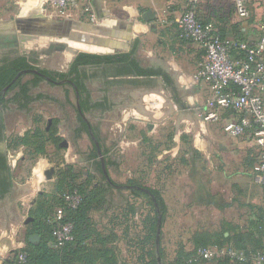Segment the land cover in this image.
<instances>
[{
  "label": "rangeland",
  "instance_id": "rangeland-1",
  "mask_svg": "<svg viewBox=\"0 0 264 264\" xmlns=\"http://www.w3.org/2000/svg\"><path fill=\"white\" fill-rule=\"evenodd\" d=\"M200 1L215 6L218 10L217 15H220L218 19H222L223 14L229 15V17L236 16V0ZM260 1L251 0L252 7L255 2ZM219 8L222 9L219 10ZM40 16H46L52 20L72 18L70 12L66 13L64 10L60 11V9L52 8L47 0H0V26L13 23L14 19ZM247 21L252 23L251 18ZM234 22L237 23L236 17ZM219 24L222 25L221 23ZM246 25L249 26L248 23ZM222 26L224 27V25ZM13 27L11 29H14ZM58 42L54 37H49L48 42L33 41L25 46V52L41 50L39 66L46 67L54 72L67 74L69 65L77 55L91 54L102 56L107 60V65H109L119 59L122 54L131 52L132 48H135L133 55L136 56L143 66L154 67L156 64L154 60L163 58L166 61L170 60L179 68V75L185 74L192 79L190 89H185L187 94L177 87L173 81L171 85L165 84L163 90L161 89L165 96H172L174 101H177V99L182 101L187 96L197 98L200 95L198 80L195 77L197 62L177 54L168 56L165 51H161L162 49L159 51L160 55H157V42L150 39L138 40L133 37L129 41L130 47L128 50H79L67 44L66 48L53 50L49 54L42 52L48 49L51 43ZM86 71L90 73L93 100H101L103 95L106 96V94L116 97L122 91L121 88L116 86L119 84L112 83L114 79L110 81L108 79L102 80L109 76L101 75L103 71H108L106 68H86ZM167 72L174 74L173 71L167 70ZM29 78L30 76L25 77V79ZM99 78L101 80L96 82ZM110 78H113L112 75L109 76ZM66 90H69L67 97L64 94ZM37 91L49 94L55 98L52 97L54 100L51 101L36 102L37 108L33 118L29 116L28 119L26 115L20 113L5 118L7 126L5 128L4 148L11 164L10 173L13 182H25L30 178L33 166L35 167L41 158L48 159L51 164H56L58 170L72 166L76 174V182L80 186L83 185L84 190L88 192L101 191V195H104L93 201L89 216L93 228L106 237V246L113 251L112 255L114 254L115 261L118 264H159L156 252V237L154 239L152 237L156 207L151 199L144 195H141V197L136 196L135 189L137 188L119 189L115 186L107 188V185L110 184L109 180L95 166L99 158L93 157L94 154H97V148L92 138L87 132H82L79 136L75 134L76 96L70 87L64 84L52 86L43 83L35 90V92ZM208 96L205 95L204 99L206 100ZM102 109L99 107L97 113L88 112L85 116L88 117L90 124L95 126L96 134L94 135L96 138L98 137L99 141H102L103 150H110L111 157L115 160L108 170L113 184L131 186L141 184L142 186L161 190L159 181L163 175L162 168L164 166L178 164L181 173L188 170L182 160V158H185L184 155L182 153L172 155L173 152L171 154L170 151L178 143L175 140L177 125L174 123V118H171L153 133L148 131L147 124L142 121H126V124L122 123L114 130L112 122L104 120V116L100 114ZM51 117L54 118V123L51 125V130L47 131L48 120ZM61 121H64V124H60ZM51 136L54 140H49ZM63 142H67L68 146L62 145ZM68 148L76 150L74 153L75 157L69 154ZM49 159L52 160L50 161ZM250 165L251 169H254L255 161H250ZM177 169H174L173 174L176 173ZM190 173L192 174L193 172ZM170 175L163 177L167 179ZM43 184H45V180ZM55 188V182H49L44 189L52 192ZM104 188H106V193H102ZM35 198L40 202L44 200L39 193ZM106 199L107 202H105ZM29 204L30 202L16 205L22 211H20L19 215H16L17 217H13L17 221V227L14 226L13 228L11 226L13 228L11 230L12 234L9 233V238L13 239L12 241L23 243L22 250L27 248V239L30 237L28 223H24L29 216L32 217L30 213L25 211ZM168 206V209L164 212L160 236L159 255L163 264H189V259L202 246H215V244L222 245L225 248L236 247L239 244H245L248 245L247 247L253 248L264 246V237L261 238L259 233L247 234L249 232L247 231L248 225L246 227L245 225L242 226L241 223H230L228 225L224 217L215 216L209 210H199L191 217L177 216L178 208L175 196L170 199ZM258 209L261 210V207ZM3 215H6V217ZM3 215L0 216V232L5 228L6 221L9 218L11 221L13 219L8 213ZM252 216L251 214L250 216H239L237 220L249 224ZM222 220H224V224ZM226 231L230 232L228 238L218 236ZM93 248H96V246H93ZM4 255L5 257L0 256L2 264H4L5 258L12 256V253H5ZM154 259H156V262H154ZM193 264L224 263L215 257Z\"/></svg>",
  "mask_w": 264,
  "mask_h": 264
},
{
  "label": "crops",
  "instance_id": "crops-1",
  "mask_svg": "<svg viewBox=\"0 0 264 264\" xmlns=\"http://www.w3.org/2000/svg\"><path fill=\"white\" fill-rule=\"evenodd\" d=\"M188 2L189 0H77L74 6L70 8L72 18L67 19L97 24L106 30H116L118 33H123V36L128 33L130 36H124L123 39L129 41L133 37L138 40L147 38L155 41L158 46L157 55L162 49L161 51H165L168 56L177 54L187 57L189 60L192 59L197 62V72L200 64L205 60V50L200 43L181 37L175 21L186 10ZM86 7H90V13L86 12ZM148 10L155 14V18L150 21L143 18ZM214 10L218 11L210 3L206 4L199 0L198 11L202 19L214 17ZM250 11L253 24L248 21L244 23L249 25V33L246 35L253 37L252 35H257L263 31L258 28L260 21L264 18V8L261 1L255 2L253 7L250 2ZM91 13L95 17L93 21L90 20ZM235 15L236 21L243 23V20L236 14V6ZM235 17L232 16L228 21H234ZM104 33L100 32L99 34L107 37L112 36L111 38L115 37L109 32ZM232 33L233 31L230 30L226 35H233ZM129 41L127 47H122L120 50H128ZM134 49L132 48L133 51ZM131 56L136 59L133 53ZM154 62L156 63L154 67L144 66V68L157 71L158 74L139 76L134 73H115L112 74L113 78L109 79L107 76L102 79L103 81L114 79L115 82L112 83L119 84L116 86L122 91L116 97L106 94L101 100L98 99L99 106L103 108L100 114L104 116V120L112 122L114 130L126 121H142L147 124L150 133L156 132L159 127L174 118V123L177 125L175 140L178 143L170 151L171 154L173 152L172 155L178 153L184 155L185 158L182 160L188 170L181 173L178 164L166 165L162 168L163 175L159 181L161 185L159 191L165 202V210L169 207L170 199L175 196L178 208L177 216L191 217L199 210H209L215 216L224 217L228 225L241 223L242 226L245 225L246 227L248 224L241 220L239 222L237 217L250 216L251 214L253 215L252 219H255L264 212L262 187L254 180L253 169L250 165V161H255L257 152L254 139L246 134L232 136L225 131V124L236 120L235 114L230 110H218L216 119L207 120L204 118L205 113L210 111L207 106V99L211 95V90L209 84L203 80L197 81L200 88V95L197 98L187 96L182 101L179 99L174 101L172 96H165L161 92L165 84L171 85L173 81L187 94L185 89H190L192 79L185 74L179 75V68L170 60L166 61L160 58L155 59ZM167 70L173 71L174 74H169ZM205 95H209L206 100L204 99ZM90 137L97 148L95 140L91 135ZM183 137L185 138L183 139ZM98 142L106 158L107 170H109L110 165L115 160L111 157L110 150H103L102 141L98 140ZM68 152L75 157L76 150L74 148L69 149ZM97 157L99 161L95 166L99 170L98 165L100 164L102 168V164L99 155ZM8 165L10 168L9 158ZM52 167L55 168V173L52 179H48L45 172ZM175 168L178 169L173 174ZM57 172L56 164H51L48 159L41 158L37 165L33 166L32 175L25 182L15 183L12 180L10 192L0 196V216L5 213L11 215V218L19 215L22 210L16 205L27 202L30 204L25 211L30 213L37 203L34 197L38 193L51 192L44 188H46L47 183L55 182ZM101 172L105 176L103 168ZM165 174L171 175L164 179ZM44 180L45 184H43ZM111 186L114 185L111 184ZM260 207L261 210L258 209ZM6 215L3 216L6 217ZM6 222L5 228L0 232L1 257H5V253H15L16 250L22 248L23 244L16 243L9 238L11 230L14 226L17 227V221L14 218L11 221L9 218ZM222 223L224 224V220ZM224 235L229 237L230 232L226 231Z\"/></svg>",
  "mask_w": 264,
  "mask_h": 264
},
{
  "label": "built area",
  "instance_id": "built-area-1",
  "mask_svg": "<svg viewBox=\"0 0 264 264\" xmlns=\"http://www.w3.org/2000/svg\"><path fill=\"white\" fill-rule=\"evenodd\" d=\"M54 9L70 12L77 0H47ZM199 0H189L186 10L176 18L180 36L200 43L205 50V60L200 64L195 77L210 86L207 99L209 112L204 118L216 119L218 110H230L236 120L225 124L224 129L232 136L243 134L253 138L256 144L254 180L261 185L264 196V18L258 28L263 31L247 36L246 22L251 15V0H236V14L243 20V37L224 35L212 21L203 22L198 17ZM264 8V0H261ZM90 13V7H86ZM90 20H95L91 13ZM242 22V21H241ZM257 36V37H256ZM66 204L76 207L81 196L77 190L63 194ZM52 226V247L60 248L73 239L72 224L64 222V209L58 206L49 220ZM18 263L29 264L26 251L18 249ZM228 256L232 261H244L247 254L235 247L202 246L188 263ZM254 264H264V249L252 255Z\"/></svg>",
  "mask_w": 264,
  "mask_h": 264
},
{
  "label": "trees",
  "instance_id": "trees-1",
  "mask_svg": "<svg viewBox=\"0 0 264 264\" xmlns=\"http://www.w3.org/2000/svg\"><path fill=\"white\" fill-rule=\"evenodd\" d=\"M214 17L211 16L208 19H202L200 17L198 11V17L203 22L212 21L216 24L219 30L226 35V33L230 30L233 31V35L236 37H243L244 33L241 30L242 22L237 21H228L232 16L223 14L222 19H218L217 11L213 12ZM219 21V22H218ZM224 25V27L222 25ZM228 23V24H226ZM131 52L124 53L120 56L119 62L125 63L127 68H122L119 71L120 74L128 73V74H137L139 76L153 75L158 74L157 71L150 70L147 68H139L137 62L133 60L130 61ZM87 57H96L91 54H80L76 57L73 62V68H70L69 73H75L78 77H81L80 69L77 68L78 64L83 62L88 63L90 60H87ZM99 57V56H97ZM25 60V59H24ZM135 63L137 68H131V64ZM17 73V69L8 70V75L3 73L0 76V89L7 83L6 80H10ZM85 75V73H83ZM61 75V74H60ZM4 128L3 119L0 113V139L2 138V130ZM30 133V132H29ZM36 134V133H33ZM52 139V136L49 140ZM54 140V139H52ZM97 154H94L93 157H97ZM113 163V162H111ZM98 169L102 171L101 165H98ZM5 172L7 174L5 175ZM57 178L55 181V190L52 192H43L41 197L44 199L42 202L37 201L36 205L31 209L30 214L34 218L33 221L29 222V234H39L40 239L36 242H31L29 238L27 239V248L23 250L27 253V260L29 264H118L115 261L113 251L106 246L107 239L105 236H102L95 228H93L90 222L89 210L93 201L99 199L104 195H101V191L93 192L84 190L83 185L80 186L76 182V174L72 166H67L66 168H60L56 174ZM109 184V183H108ZM12 185V176L10 173V168L8 165V158L6 154H0V196L6 195L11 188ZM142 186L141 184H137ZM111 185H107V188H110ZM152 191V193L156 196L157 201L160 205L163 219L165 212V202L161 197L160 191L153 189L151 187L143 186ZM77 190L81 196V200L76 207H70L66 204L63 194L66 192H73ZM106 193V188L102 190V193ZM136 196L141 197L144 195L149 197L154 204L152 197L143 190L135 189ZM106 196V194H105ZM107 202V199L106 201ZM155 205V204H154ZM61 206L64 209V222H70L73 226L72 235L73 239L67 241L60 248H53L52 241V226L53 224L49 222L50 219L54 217L55 209ZM155 225L153 227V239L156 237L157 225L158 221V212L155 210ZM163 222V220H162ZM247 234L253 235L254 233H259L260 237H264V212L259 215L255 219H251L247 226ZM219 237H225L224 233L218 235ZM261 242V240H259ZM218 246H222L219 244H215ZM96 246V248H93ZM248 245L239 244L235 248L239 250H243L247 254V259L244 261H232L228 256L217 257L220 262L224 264H254L252 255L257 251L264 249V246L253 248L247 247ZM18 251L16 250L14 254L10 258H7L4 264H19L18 263ZM154 254V252H153ZM156 262V259H154Z\"/></svg>",
  "mask_w": 264,
  "mask_h": 264
},
{
  "label": "flooded vegetation",
  "instance_id": "flooded-vegetation-1",
  "mask_svg": "<svg viewBox=\"0 0 264 264\" xmlns=\"http://www.w3.org/2000/svg\"><path fill=\"white\" fill-rule=\"evenodd\" d=\"M28 44L21 43L18 38L15 37H9L7 41L0 42V76L3 73L8 75V70L10 71V68L14 70L17 69V73L10 80H6L7 83L0 89V113L4 123L2 138L0 139V154H5L4 136L7 126L5 118L19 113L26 115L28 119L29 116L33 118L37 108L36 102L54 100L53 98L55 97L49 94H45L41 91L35 92L43 83L52 86L64 84L70 87L75 92L76 96L75 134L77 136L82 132H87L89 135H91V133L96 134L94 130L95 126L90 124L88 117L85 115L88 112L97 113V109L102 106H99L98 100L92 99L90 73L86 71V68H106L108 71H103L101 74L105 76L106 74L112 75L119 73L122 68H127L125 63L118 61L119 59H115L116 61L114 63L107 65V60L104 57L96 56L87 57L86 59L90 60L88 63L83 62L78 64L77 68L80 69L81 77H78L75 73H69L70 68H73L72 64L76 58L69 65V72L67 74H61L51 71L46 67L39 66L38 62L41 50L25 52V46ZM48 49H50V47ZM52 52L53 50L49 53ZM133 60L138 63L139 68H144L143 64L137 58L135 59V57L131 56L130 61L133 62ZM131 68H137V65L132 63ZM83 73H85V75ZM26 76H30V78L25 79ZM99 80H101V78L96 80V82ZM68 92L69 90L64 91L65 97H67ZM48 123L47 131H50L51 125L54 123V118H49ZM60 124H64V121H61ZM62 145L68 146V143L63 142ZM6 174L7 172H5V175Z\"/></svg>",
  "mask_w": 264,
  "mask_h": 264
},
{
  "label": "water",
  "instance_id": "water-1",
  "mask_svg": "<svg viewBox=\"0 0 264 264\" xmlns=\"http://www.w3.org/2000/svg\"><path fill=\"white\" fill-rule=\"evenodd\" d=\"M143 18L147 21L152 20L155 18V14L153 11L148 10L144 15ZM85 23V22H82ZM76 24V20L73 19H63V20H52L46 16L40 17H29V18H18L14 19L13 23H7L0 26V42L7 41L9 37L18 38L21 43L28 44L33 41H41V42H48L49 37H54L58 40V43H51L50 49L43 50V52L49 53L52 50L56 49H64L66 45L69 44V41L74 40L72 37L74 25ZM14 26V29L11 27ZM104 32H107L104 29ZM103 31L101 33L105 34ZM71 43V42H70ZM98 51V50H97ZM91 136L96 142L98 148V155L100 157V161L102 164V168L106 178L109 180L111 184H113L110 180L108 170H107V163L104 153L100 148V144L95 137L94 133H91ZM55 173V168L52 167L45 172V175L48 179H52ZM117 188H137L140 190L145 191L148 193L155 204L156 210L158 212V221H157V231H156V252H157V260L159 264H163L162 259L159 255L160 249V236H161V226L163 220V214L160 208V205L157 201L156 196L152 193V191L146 187L139 186V185H115ZM33 217H29L24 223L27 224L33 221ZM40 235L39 234H32L29 237L31 242L39 241Z\"/></svg>",
  "mask_w": 264,
  "mask_h": 264
},
{
  "label": "bare ground",
  "instance_id": "bare-ground-1",
  "mask_svg": "<svg viewBox=\"0 0 264 264\" xmlns=\"http://www.w3.org/2000/svg\"><path fill=\"white\" fill-rule=\"evenodd\" d=\"M101 31L104 32V28L102 26H97V24H87L82 23V21L76 20V24L74 25L72 37L74 38L73 42L69 41V44L73 46L75 49L82 50H98V51H114L120 50L122 47H127L128 39H123L124 36H130V34L126 33L123 36V33H118L113 30H106L112 36H103L99 34ZM110 37V38H109ZM120 37V38H118ZM112 39V40H111ZM71 42V43H70ZM125 42L126 44H124ZM123 43V44H122ZM111 45V46H109ZM121 45V46H120ZM71 48L72 50H74ZM100 48V49H99Z\"/></svg>",
  "mask_w": 264,
  "mask_h": 264
}]
</instances>
